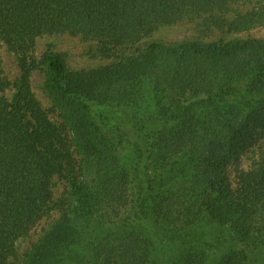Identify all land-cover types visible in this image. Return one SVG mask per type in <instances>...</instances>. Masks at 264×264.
I'll use <instances>...</instances> for the list:
<instances>
[{"label": "trees", "instance_id": "trees-1", "mask_svg": "<svg viewBox=\"0 0 264 264\" xmlns=\"http://www.w3.org/2000/svg\"><path fill=\"white\" fill-rule=\"evenodd\" d=\"M229 2L0 0V49L18 66L11 79L0 60V264L59 177L58 217L18 264H264L250 255L264 247V155L241 166L264 138V37L136 45L191 15L221 23ZM225 23L264 25V0ZM65 32L112 61L35 55ZM35 66L60 123L34 96Z\"/></svg>", "mask_w": 264, "mask_h": 264}, {"label": "rangeland", "instance_id": "rangeland-1", "mask_svg": "<svg viewBox=\"0 0 264 264\" xmlns=\"http://www.w3.org/2000/svg\"><path fill=\"white\" fill-rule=\"evenodd\" d=\"M255 1L256 0H234V2H229V11H226L225 13L223 12L225 9L215 11L216 16H219L218 13H221V23H213L214 21H210L209 13L207 12L200 16L191 15L187 19L184 18L183 20L170 24H162L158 26L157 29L151 33V35L141 38L139 43L136 45L141 46L144 42L152 40L172 42L185 39L210 40L231 37H264V25H257L248 30L236 32L228 28L225 23L234 17V12H236V10L244 11L249 9L253 6ZM49 48L64 52L67 55L69 66L73 69L90 68L112 61L111 57L96 56L92 54V48L90 49L89 43L83 41L78 33H56L52 35H44L38 38L36 41L35 55L38 57L44 50ZM123 52L126 53V51ZM0 60L5 75L14 79L18 73V66L15 55L12 51H9L6 46H2L0 49ZM42 77L43 76L39 66H35L31 69L29 76L31 89L44 110L48 112L50 118L55 123H60L61 121L57 117L56 112L53 110L50 99L42 89ZM219 101L221 102V98ZM263 155L264 138L259 142V144L252 147L250 151L241 157V166L245 169L249 168ZM55 182L54 199L55 201H62L63 197L67 195V187L64 180L60 177L57 178ZM55 201L50 204L44 212H42L40 219L36 221L30 230L22 234V236L16 240L15 247L5 259V264H18L22 259L24 251L33 241L37 239L43 230L58 217V207L53 205ZM254 251L255 255L252 254V252L250 253L252 258L255 260L256 256L260 259L264 258V247L261 249L255 247L253 248V252Z\"/></svg>", "mask_w": 264, "mask_h": 264}]
</instances>
